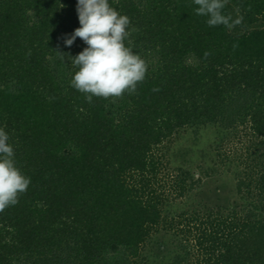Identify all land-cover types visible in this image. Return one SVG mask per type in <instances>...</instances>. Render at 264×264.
<instances>
[{
    "label": "trees",
    "instance_id": "1",
    "mask_svg": "<svg viewBox=\"0 0 264 264\" xmlns=\"http://www.w3.org/2000/svg\"><path fill=\"white\" fill-rule=\"evenodd\" d=\"M77 3L0 0V128L30 178L0 212V264H141L163 230L184 252L172 264H264V152L246 155L237 183L249 209L165 212L199 182L170 169L180 129L247 125L264 142V0H228L231 28L209 26L193 0H109L129 17L126 46L155 60L119 105L87 102L55 52L88 47L65 43L80 27Z\"/></svg>",
    "mask_w": 264,
    "mask_h": 264
},
{
    "label": "clouds",
    "instance_id": "2",
    "mask_svg": "<svg viewBox=\"0 0 264 264\" xmlns=\"http://www.w3.org/2000/svg\"><path fill=\"white\" fill-rule=\"evenodd\" d=\"M193 2L198 6L196 15L207 17L209 26L231 28L240 22L224 14L228 0ZM77 12L80 27L65 43L71 46L79 37L88 47L74 58L55 51L62 60L67 57L75 69L70 85L85 94L89 103L93 96L108 99L120 98L126 92L135 93L137 85L145 79L147 63L125 44L131 34L129 17L111 7L109 0H78ZM8 141L9 135L0 128V212L16 205L30 184V178L17 166L14 149Z\"/></svg>",
    "mask_w": 264,
    "mask_h": 264
},
{
    "label": "rangeland",
    "instance_id": "3",
    "mask_svg": "<svg viewBox=\"0 0 264 264\" xmlns=\"http://www.w3.org/2000/svg\"><path fill=\"white\" fill-rule=\"evenodd\" d=\"M188 62L195 64L198 60L190 58ZM119 99L112 100L119 105ZM165 150L170 169H188L199 181L186 196L168 202L165 212L175 214L182 210L212 207L225 210L250 208V201L238 192L237 183L246 172V155L251 151L259 156L264 152V142L253 135L247 125L234 128L220 124L185 127L172 137ZM177 240L172 232L164 230L152 234L141 252V264H172L178 252L184 253L177 246Z\"/></svg>",
    "mask_w": 264,
    "mask_h": 264
}]
</instances>
